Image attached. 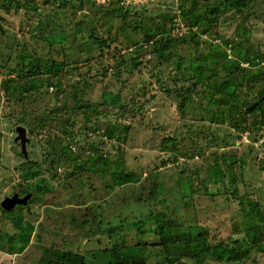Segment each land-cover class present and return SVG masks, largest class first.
<instances>
[{
    "label": "rangeland",
    "instance_id": "obj_1",
    "mask_svg": "<svg viewBox=\"0 0 264 264\" xmlns=\"http://www.w3.org/2000/svg\"><path fill=\"white\" fill-rule=\"evenodd\" d=\"M89 1L92 5L87 0H0V83H27L29 70L38 74L41 86L22 97L0 88V202L32 194L23 209L15 207L9 215L0 211V264H43L65 251L97 264L105 260L96 252L108 244V229L124 226L131 244L137 241L135 225L148 218L152 223L159 213L185 230L205 229L213 244L245 241L242 219L244 212L245 219L250 217L248 200L264 214V113L252 131L239 132L231 120L213 124L206 119L202 93L192 95L182 110L178 105L191 86L183 78L203 71L190 73V64L205 60L210 50L221 49L243 64L246 72L237 81L245 86L244 99L254 78V87L262 85L264 80L256 76L264 70V0H244L241 15L226 9L209 34L198 35L197 43L182 39L188 28L180 6L190 0ZM82 4L87 5L80 9ZM120 7L129 13L125 24ZM165 15L170 16L167 36L176 44L170 58L163 62L145 52L133 65L136 48L125 37L133 36V18L151 26L162 23ZM91 32L107 47H99ZM135 39L143 43L141 34ZM233 43L239 48L230 52ZM247 49L262 54L255 65L246 63ZM62 63L54 79L60 87L47 88L38 80L45 66ZM179 67L183 74L176 71ZM213 72L209 86L223 80L220 68ZM197 89L202 92V85ZM208 107L215 108V102ZM18 126L26 130L29 160L41 171L33 181L43 179L51 187L42 195L30 188L33 181L21 178L26 160L14 143ZM114 126L120 137L108 139L105 132ZM169 141L186 156H176ZM60 149L78 156V162H61ZM98 157L110 170L95 161L89 171L81 168ZM220 181L221 193L211 194ZM10 237H15L12 245ZM143 238L152 240L151 234ZM245 264H264V255L253 249Z\"/></svg>",
    "mask_w": 264,
    "mask_h": 264
},
{
    "label": "trees",
    "instance_id": "obj_2",
    "mask_svg": "<svg viewBox=\"0 0 264 264\" xmlns=\"http://www.w3.org/2000/svg\"><path fill=\"white\" fill-rule=\"evenodd\" d=\"M252 2L254 0H251ZM87 3L92 5V2L87 0ZM185 5L180 6V14L183 18L186 19V27L188 28V36H183V41L193 40L198 42L199 34L205 35L209 34L213 26L216 24L219 17L226 11V9L234 10L237 14H243L244 7L247 4L244 0H190V4L185 1ZM245 4V5H244ZM82 4L79 8H83ZM204 12H202V10ZM129 13L123 11L120 7V17L126 21V15ZM136 17V14H134ZM169 15L161 16L162 23L150 22L151 26L144 25L141 21L137 22L133 18V23L131 24L133 36L130 38L129 35H126V44L133 45L136 55H133V59L130 58V61H133V65L137 64V60L141 55L147 52L148 54L154 55L159 58V61H166L171 56V48L175 47L176 44L174 39L167 36V23L169 22ZM246 19V16L244 17ZM171 19V18H170ZM184 19V20H185ZM174 27V23L170 24V30ZM196 27L197 31L192 29ZM117 29V33H119ZM198 32V33H197ZM141 34L143 37V43L148 46V51L144 49L143 43L139 44V39H135L137 35ZM90 38H92L99 47L106 46V41L97 40V37L91 32ZM239 48L237 43H233V46L230 52ZM232 56V55H231ZM244 59L247 60L246 63H252L255 61L261 60L262 54L256 52L255 50L249 51L245 50ZM124 57V56H122ZM166 59V60H165ZM209 60L213 63L209 64ZM54 63L53 60L50 61ZM132 65V64H131ZM243 65L234 57H227V54L219 50H210L209 56L205 60H200L198 63L192 61L190 68L188 69L190 73L193 69L203 68L201 74L193 73L189 78H183L184 81L190 80L191 86L186 87V93H183L181 103L178 105L179 110L183 108V104L192 99V95H198L199 93L203 95L204 102H206L208 121L213 124H223L224 122L231 120L232 126L239 132L252 131L254 126H256L264 113V81L262 85L254 87L253 84H256L258 79L254 78L253 83H248L249 92L246 94L248 96L244 99L245 95H241V92L245 89V86L242 81H237V77L244 74L246 70L241 67ZM44 73H42L40 78H38L41 83L46 84V87H60V85L54 79H57L58 71H61V68L64 67L63 63L60 65L52 64L51 66H45ZM196 67V68H195ZM218 67L221 69L219 78L222 76L223 80L219 84H212L209 86L208 83L213 80L215 77V72L213 70ZM180 68L176 71H180ZM34 73V72H33ZM183 74L184 72H179ZM235 74V75H234ZM26 77H29V82L24 81L21 84L13 85L10 81H3L0 83L1 91L6 94H14L17 92L20 97L25 95H31V93H36L40 88L37 86V81L35 77H38V74L31 75L29 70L24 74ZM233 75L235 76L233 79ZM256 77L264 80V70L261 73H258ZM218 78V77H217ZM55 82V83H54ZM202 85V92H199L197 87ZM76 89V88H75ZM255 91V94H253ZM24 95V96H25ZM180 97V96H179ZM254 99V102L251 101ZM83 101V98H78L77 103L79 104ZM215 102V108H209L208 106L211 103ZM76 103V104H77ZM75 104V105H76ZM74 109H78L77 106ZM125 130L127 128H124ZM117 128L114 126L112 128H107L105 136L108 139H119L120 133H116ZM115 134V135H114ZM171 145V151L176 154V156L181 155L186 156L185 153H182L178 150L177 144H174L172 141H169ZM162 144H166V141H162ZM59 159L61 162H78V156L72 155L69 156L60 149ZM25 159V158H24ZM177 160L176 157H174ZM97 162L100 166L110 170V164L107 161L102 159V157L94 158L92 162H86L81 166L82 169L88 170V166ZM233 163H235L233 161ZM80 168V167H79ZM80 168V170H81ZM230 168V167H229ZM21 178L23 181H33L35 178H40V170L37 169L34 162L29 160L27 157L26 162L21 167ZM106 173V172H104ZM231 181H235L233 178ZM223 182H217L211 191L213 195H219L221 192V184ZM30 185V188H36L37 195L44 194L45 192L50 191V186L47 182H44L43 179L39 181H33ZM27 190H23L21 193H28ZM237 198V197H236ZM238 200L242 203L244 198H239ZM249 207V218H244L247 214L243 213V223L246 231L245 241L233 240L231 243H215L209 241V235L207 231L201 227L192 230L184 229L182 224L177 222L175 219H172L168 214L159 213L153 216L152 223H149L151 220L148 218L146 221H139L135 225L137 231V241L131 244H128L125 234L124 226H119L115 229H108L109 242L107 245L102 247L96 253L100 254L105 260L97 264H202L206 260L221 262L225 261L230 264H245L246 260L251 257L252 250L256 249L257 253L264 255V214L257 210V205L255 202L248 200ZM19 209H23L25 206H16ZM14 208L7 212L0 208V211L4 215H9L13 213ZM149 228L151 232L146 230ZM146 234H151L152 240L147 241L143 237ZM16 237V236H15ZM15 237L11 238L8 241L13 244ZM25 240L28 241L27 235ZM23 247H19L18 251H22ZM255 261V260H254ZM86 257L84 254H80L72 251L60 252L55 260L52 261H43V264H86Z\"/></svg>",
    "mask_w": 264,
    "mask_h": 264
},
{
    "label": "water",
    "instance_id": "obj_3",
    "mask_svg": "<svg viewBox=\"0 0 264 264\" xmlns=\"http://www.w3.org/2000/svg\"><path fill=\"white\" fill-rule=\"evenodd\" d=\"M1 20H3V18L0 16V31H2ZM16 133L17 136L14 138V143H19L21 148V154L23 155L25 160H27L28 156L26 151V144L28 142V139L26 138V130L22 126H18L16 128ZM31 195L32 194H27L23 197H20L18 194H14L11 197H6L0 202V207L5 211L10 212L16 206H26Z\"/></svg>",
    "mask_w": 264,
    "mask_h": 264
}]
</instances>
